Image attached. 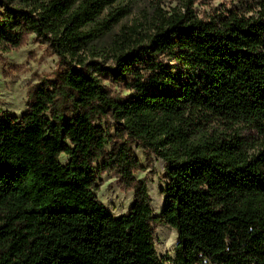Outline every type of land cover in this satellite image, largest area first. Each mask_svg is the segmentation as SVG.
Returning a JSON list of instances; mask_svg holds the SVG:
<instances>
[{
	"label": "trees",
	"instance_id": "obj_1",
	"mask_svg": "<svg viewBox=\"0 0 264 264\" xmlns=\"http://www.w3.org/2000/svg\"><path fill=\"white\" fill-rule=\"evenodd\" d=\"M119 1L0 0V48L33 34L63 66L20 117L0 109V264H165L126 139L165 162L176 264H264V0H179L113 33ZM98 164L133 192L128 214L96 200Z\"/></svg>",
	"mask_w": 264,
	"mask_h": 264
},
{
	"label": "rangeland",
	"instance_id": "obj_2",
	"mask_svg": "<svg viewBox=\"0 0 264 264\" xmlns=\"http://www.w3.org/2000/svg\"><path fill=\"white\" fill-rule=\"evenodd\" d=\"M178 1L120 0L114 6L124 7L127 14L114 28L113 33H118L122 26L129 27L135 23L143 22L145 16L151 13L154 6H158L163 11H168ZM208 1L212 5L228 2L237 3V0ZM197 10L202 11V8L197 7ZM1 13L2 9L0 8V15ZM108 46V42L105 40L93 50V53L98 54L94 59L105 66L112 64L108 58ZM90 53L88 51L83 55L90 59L92 58ZM62 68L59 57L51 44L36 38L33 34L27 36L18 48L8 51H3L0 48V109L9 115L20 117L27 110L29 94L33 88L41 81L55 82ZM103 84L112 95L124 97L132 94L123 83L105 80ZM100 125L109 134L112 141L117 140L115 134L118 125L111 118L103 120ZM126 143L130 145L133 157L141 165V169L134 174V177L145 182L151 200L152 216L155 217L151 227L157 255L165 264H176L174 248L177 243V234L173 228L158 220L164 206L162 191L166 183L164 179L165 162L151 152L144 150L137 142L126 139ZM107 149H110L109 145ZM60 161L62 164L65 163L66 157L62 156ZM94 172L97 184V190L94 191L96 200L114 217L128 214L133 203V192L124 188L121 181L112 173L102 172L100 164L94 166Z\"/></svg>",
	"mask_w": 264,
	"mask_h": 264
}]
</instances>
